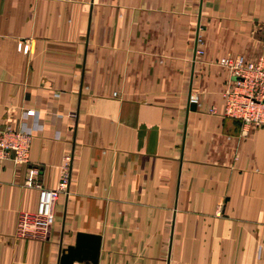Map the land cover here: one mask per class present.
Wrapping results in <instances>:
<instances>
[{"label":"crops","instance_id":"crops-1","mask_svg":"<svg viewBox=\"0 0 264 264\" xmlns=\"http://www.w3.org/2000/svg\"><path fill=\"white\" fill-rule=\"evenodd\" d=\"M263 43L264 0H0V121L40 123L0 158V264H57L77 231L96 264H264V125L221 114L216 62ZM65 155L51 224L18 234Z\"/></svg>","mask_w":264,"mask_h":264},{"label":"built area","instance_id":"built-area-1","mask_svg":"<svg viewBox=\"0 0 264 264\" xmlns=\"http://www.w3.org/2000/svg\"><path fill=\"white\" fill-rule=\"evenodd\" d=\"M22 51L26 44H18ZM194 52H200L195 49ZM216 62L226 69L228 81L222 90L223 105L221 114L238 119L243 125H264V43L260 52L252 59L242 54H225ZM196 97L189 95V101ZM25 118L34 117L32 122L20 127H12L0 121V158L10 156L14 162L26 160L28 140L32 130L39 128L35 110L22 112ZM69 156L65 155L59 177L52 187L31 183L37 188L36 204L33 211L18 213L15 230L20 235L45 231L53 220V205L60 193L66 192L68 184L67 165Z\"/></svg>","mask_w":264,"mask_h":264},{"label":"water","instance_id":"water-1","mask_svg":"<svg viewBox=\"0 0 264 264\" xmlns=\"http://www.w3.org/2000/svg\"><path fill=\"white\" fill-rule=\"evenodd\" d=\"M195 50V45L193 51ZM194 108V101H189L187 96V109ZM99 250V235L77 231L72 244H67L60 249L57 264H71L72 261L97 263Z\"/></svg>","mask_w":264,"mask_h":264}]
</instances>
